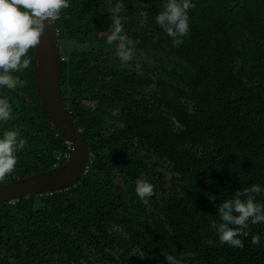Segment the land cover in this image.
Returning <instances> with one entry per match:
<instances>
[{"label":"trees","instance_id":"1","mask_svg":"<svg viewBox=\"0 0 264 264\" xmlns=\"http://www.w3.org/2000/svg\"><path fill=\"white\" fill-rule=\"evenodd\" d=\"M166 2L69 0L54 22L61 97L90 161L65 189L0 203V264H168L169 254L264 264V222H249L243 248L221 246L211 228L228 193L264 188V0H191L178 47L155 21ZM117 3L129 62L107 44ZM25 58L31 67L12 73L25 85L0 88L12 106L0 138L27 141L3 183L62 164L68 151L37 96L33 49ZM139 180L154 186L148 205Z\"/></svg>","mask_w":264,"mask_h":264},{"label":"clouds","instance_id":"2","mask_svg":"<svg viewBox=\"0 0 264 264\" xmlns=\"http://www.w3.org/2000/svg\"><path fill=\"white\" fill-rule=\"evenodd\" d=\"M69 7V0H0V88L11 90L25 85V81L14 77L12 73L31 67V58H25L28 52L40 44L46 26L60 19L62 10ZM122 7V4L117 3L113 9L114 19L107 44L115 42L117 56L121 61L129 62L134 59V48L128 37L122 34L124 28L119 15ZM194 7L191 0H167L163 11L156 15V23L172 38L174 47L180 46L183 37L188 34V10ZM140 15L147 16V12L141 10ZM136 67L139 69L140 64L137 63ZM11 114L12 106L8 99L0 98V121H8ZM26 143L16 131L6 130L3 133L0 138V184L14 171L18 162L17 151H23ZM135 192L139 200L148 205L149 198L154 194V186L139 180ZM259 193H264V188L252 185L242 191L228 193L230 200L225 199L217 206L220 222H213L211 228L218 234L221 246L228 244L243 248V241L238 237L249 236V222H264V204L255 202L254 194ZM242 196L246 199H241ZM259 241L258 235L251 237L254 245L259 244ZM206 243L211 246L214 242L209 239ZM165 258L168 264H180L173 255H166Z\"/></svg>","mask_w":264,"mask_h":264},{"label":"water","instance_id":"3","mask_svg":"<svg viewBox=\"0 0 264 264\" xmlns=\"http://www.w3.org/2000/svg\"><path fill=\"white\" fill-rule=\"evenodd\" d=\"M61 58L55 24H49L40 44L33 49L35 87L51 123L68 137L72 145L70 155L62 164L0 184V203L24 196L31 199L35 193L67 188L88 167L90 152L86 140L80 128L73 124L61 97Z\"/></svg>","mask_w":264,"mask_h":264},{"label":"built area","instance_id":"4","mask_svg":"<svg viewBox=\"0 0 264 264\" xmlns=\"http://www.w3.org/2000/svg\"><path fill=\"white\" fill-rule=\"evenodd\" d=\"M66 145H67V149H68V151L65 152V153L63 154V156H64L65 159L68 158V156L70 155V152H71V150H72V145H71V143H70L69 140L66 141ZM89 161H90V160H89ZM56 165H57L56 163L53 164V166H56ZM64 189H65V188H64ZM50 191H51V190H50ZM50 191H44V192L35 193V194L41 195L42 193H50ZM16 201H17V199H16V198H15V199L13 198V199L7 200L6 202H7V203H10V204H14Z\"/></svg>","mask_w":264,"mask_h":264},{"label":"rangeland","instance_id":"5","mask_svg":"<svg viewBox=\"0 0 264 264\" xmlns=\"http://www.w3.org/2000/svg\"><path fill=\"white\" fill-rule=\"evenodd\" d=\"M170 174H171L170 169H169V168H165V169H164V175H165L166 177H169Z\"/></svg>","mask_w":264,"mask_h":264}]
</instances>
